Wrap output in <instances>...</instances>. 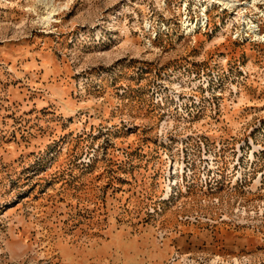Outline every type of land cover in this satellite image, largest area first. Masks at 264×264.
<instances>
[{
	"label": "rangeland",
	"instance_id": "obj_1",
	"mask_svg": "<svg viewBox=\"0 0 264 264\" xmlns=\"http://www.w3.org/2000/svg\"><path fill=\"white\" fill-rule=\"evenodd\" d=\"M0 264H264V0H0Z\"/></svg>",
	"mask_w": 264,
	"mask_h": 264
},
{
	"label": "bare ground",
	"instance_id": "obj_2",
	"mask_svg": "<svg viewBox=\"0 0 264 264\" xmlns=\"http://www.w3.org/2000/svg\"><path fill=\"white\" fill-rule=\"evenodd\" d=\"M253 28H254V26H251V27H250V30L252 31V30H253Z\"/></svg>",
	"mask_w": 264,
	"mask_h": 264
}]
</instances>
